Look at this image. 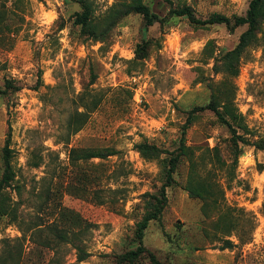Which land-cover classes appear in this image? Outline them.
I'll use <instances>...</instances> for the list:
<instances>
[{"label":"rangeland","instance_id":"1","mask_svg":"<svg viewBox=\"0 0 264 264\" xmlns=\"http://www.w3.org/2000/svg\"><path fill=\"white\" fill-rule=\"evenodd\" d=\"M90 1L100 26L110 24L118 0ZM250 1L145 0L158 16L152 25L131 12L94 40L74 22L80 0H0V179L9 139L14 179L6 192L16 209V217L0 216V264H131L121 255L139 244L144 193L157 194L164 182L160 159L143 157L135 145L147 141L171 157L184 129L198 171L221 185L223 204L242 216V240L235 232V245L222 248L219 212L204 215L203 201L189 195L190 164L182 156L144 246L165 264H264V150L246 145L235 162L229 127L213 111L195 109L231 80L248 129L238 133L264 143L263 37L242 53L239 74L226 79L217 59L247 26L200 27L171 12L186 4L200 19L242 16ZM143 40L149 44L139 58ZM77 112L89 117L72 133ZM76 147L116 152L76 160ZM78 246L87 252L82 261Z\"/></svg>","mask_w":264,"mask_h":264},{"label":"trees","instance_id":"2","mask_svg":"<svg viewBox=\"0 0 264 264\" xmlns=\"http://www.w3.org/2000/svg\"><path fill=\"white\" fill-rule=\"evenodd\" d=\"M80 3L82 10L76 13L74 22L79 25L83 35L94 40H104L108 36L113 25H115L121 17L131 12L142 14L146 26L152 25L158 19L157 14L151 10L145 0H118L111 8V16L109 20L112 19V22L100 26V23L95 20L91 1L80 0ZM171 12L179 16L187 17L191 23L200 27L224 23L229 26L231 30H234L240 25L247 26V28L240 34L239 41L235 47L221 54L217 59V71L222 72L226 79L234 78L239 74L242 53L251 44L258 41L259 34L262 35L264 40V31H262V25L264 24V0H251L246 14L242 16H227L217 13L206 19H200L195 15L192 7L186 4L172 9ZM148 44L149 41L143 40L142 43L138 45L137 52L139 53V58L145 57V54H141V52L146 50ZM234 92L235 86L231 80H224L219 85L212 88L211 100L206 105L195 109H209L213 111L218 120L229 127L231 131V155L234 157V161L237 162L238 157L243 152L244 146L252 145L255 148L264 150V143L263 141H250L247 137L245 138L238 133L237 128L244 132L248 129L243 122L242 114L238 111L234 103ZM193 111H191V113ZM88 117L89 115L87 112H77L71 115L68 126L72 128V133H76L78 130L82 129L87 123ZM185 132L184 129L177 154L172 155L171 157L162 158L161 155L165 151L159 146L147 141H142L135 145L136 149L143 157L160 159L164 182L157 194L149 192L144 193V196L146 197L145 212L142 218L137 222L135 229V236L138 239L139 244L136 249L129 250L121 255L125 262L132 264L144 256H147L150 264H165L162 263L152 251L144 246L143 238L149 222L158 219L167 204L168 198L166 188L175 182L174 172L178 167L182 156H187L190 164V170L185 185L189 195L203 201L202 211L204 215L207 216L213 209H216L219 212L215 226L219 232L224 234V237L221 238L223 241L222 248H232L235 245V243L229 238V236L235 232H237L239 239L242 240V236L239 234L240 226L243 221L242 216L235 215L232 211V207L223 204L222 200L225 198V191L221 185L216 180H211L208 175H202L198 171L197 161L194 159V153L191 151L190 147L185 144ZM8 140L9 139H7L4 146L3 158L5 167L4 173L0 179V216L6 215L16 217V209L12 205L11 198L6 192L7 188L11 186V181L14 179V170L10 160L11 149ZM214 151L216 152L215 156L217 157V160L220 161L221 159L219 157L218 148L215 147ZM114 152L116 151L107 148L95 149L76 147L70 149L71 155H73V158L76 160L104 157L112 155ZM250 222L253 225L252 218L250 219ZM58 231L62 230L59 229ZM61 236L64 235H59V237ZM77 249L78 260H84L87 256V252L80 246H78Z\"/></svg>","mask_w":264,"mask_h":264}]
</instances>
